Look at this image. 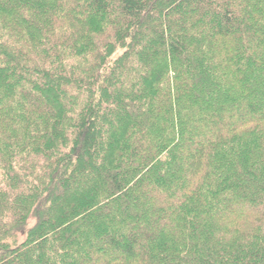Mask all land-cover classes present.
<instances>
[{
	"label": "trees",
	"instance_id": "1",
	"mask_svg": "<svg viewBox=\"0 0 264 264\" xmlns=\"http://www.w3.org/2000/svg\"><path fill=\"white\" fill-rule=\"evenodd\" d=\"M0 264H264V0H0Z\"/></svg>",
	"mask_w": 264,
	"mask_h": 264
},
{
	"label": "rangeland",
	"instance_id": "2",
	"mask_svg": "<svg viewBox=\"0 0 264 264\" xmlns=\"http://www.w3.org/2000/svg\"><path fill=\"white\" fill-rule=\"evenodd\" d=\"M29 224H30V225H32V224H33V222L31 221Z\"/></svg>",
	"mask_w": 264,
	"mask_h": 264
}]
</instances>
